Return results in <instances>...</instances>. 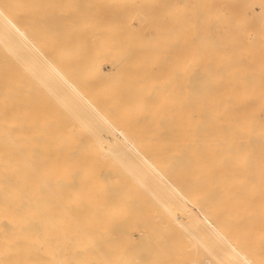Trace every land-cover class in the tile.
Segmentation results:
<instances>
[{
    "label": "bare ground",
    "instance_id": "obj_1",
    "mask_svg": "<svg viewBox=\"0 0 264 264\" xmlns=\"http://www.w3.org/2000/svg\"><path fill=\"white\" fill-rule=\"evenodd\" d=\"M1 1L0 264H46L55 259L37 256L102 250L97 239L115 231L101 228V213L113 212L103 209L145 204L154 205L162 219L179 218L185 233L218 236L227 229L242 238L245 250L264 251V92L258 90L264 89V73L254 77L264 68L229 59L224 51L218 61L203 59L213 48L187 47L186 66L180 67L188 75L177 73L186 70L173 59L167 67L173 65L180 77L167 75L163 81L155 71L149 74L163 81L160 85L171 80L169 100L154 89L158 80L146 82L144 72L145 77L125 74L129 83H123L116 66L125 62L124 54L121 61L104 63L98 48L81 59L82 45L68 54L66 43H39L34 27L25 25L26 14L14 12L17 20L12 15L10 7L18 1L12 6ZM19 1L13 8L30 10ZM65 54L75 60L66 64ZM139 61L142 68L148 63ZM158 62L159 68L165 65ZM126 230L121 229L128 235Z\"/></svg>",
    "mask_w": 264,
    "mask_h": 264
},
{
    "label": "rangeland",
    "instance_id": "obj_2",
    "mask_svg": "<svg viewBox=\"0 0 264 264\" xmlns=\"http://www.w3.org/2000/svg\"><path fill=\"white\" fill-rule=\"evenodd\" d=\"M10 1L12 3L9 4V6L10 5L12 6L14 4L15 5L20 4L21 2L19 0H16L18 1V3H16L15 0H8V1L5 0L6 3ZM22 1H25L26 3L25 4L22 2L25 5L24 7H26L27 5V7H30L31 11H33L34 9L35 12L34 11H33L34 13L31 12L29 8H23V10L25 9L28 10L29 12L21 10L22 8L18 6L13 8L15 6L14 5L10 7L12 8V11L14 10L12 15L13 16L15 15V19L17 20L16 17L19 14L18 13L19 11L20 14L21 12H24L22 15L26 14L24 15L23 19L25 18V20L30 21V23L28 22L27 24V22L24 21L22 17H20V21L22 20L21 23L23 21L26 22V24L25 23L24 24L29 26V28L34 27L33 29H35L36 31L34 30L32 35L36 37V40L42 38L41 40H38L39 43H43L46 46L59 45V47L60 45H62L63 47V45L66 43L64 45L65 46L64 48L68 46V48L70 49V50L67 49L69 50V52H67L68 54L73 50L76 51L74 48L78 49L80 45H82L80 47L81 49L80 52L82 53L80 54L81 56H79L81 59L88 58L86 52L87 53L90 52L89 55L90 54L93 55L92 53L96 52L97 51L96 48H98L99 50L102 51L103 55L105 56L104 63L106 62L110 63L111 62L109 61L110 58H111L110 60L113 61L117 59L118 60L120 59L121 61L122 58L118 56H120V54L121 55L124 54L123 55V58L125 57L124 61L126 63L128 62L129 65L123 61H122L123 63L121 62L120 63L122 65L123 64H126V66L128 65V68L125 65H123L120 67L121 68L123 67L124 70L123 69L119 70L120 68L119 65H121L120 63L117 64L116 66L117 68L115 67L116 74L118 73L117 75L119 77L121 75L122 78H125L123 81L124 84L125 82L129 83V81H127L129 79L127 78V76L129 77V75L133 74V78H135V75H138L136 73H139L140 75L143 72L147 74L146 78L149 77L146 80V82L148 80H150L149 82H153L157 76L158 78L160 77L159 79L163 80L164 78H166L167 75L176 76L177 73L179 74L183 73V75L184 74L188 75L186 67L185 69L184 68L182 69L181 67L183 65L186 66V64L185 63L182 64V62L184 61V55L186 49L188 50L187 47H189L190 49L194 45H196L194 47L210 46L211 48H213V50L211 51L213 55L204 56L203 59L211 58L218 61L219 60L218 53L224 51L226 52V54H228L227 58L229 59H233V60L242 59V60L254 61L260 67L264 68V0H202V1L201 0H34V1L22 0ZM139 1H142L143 4ZM9 6L7 7L9 8ZM17 7L20 9H18ZM35 7L37 8V10H35ZM63 10H65V12ZM16 11L18 12L14 14V12ZM196 11L198 12L199 16L197 15ZM54 13L56 14V16ZM34 14L37 16H35ZM81 15H83V18ZM26 16H29V18ZM41 16L45 20L43 19L42 21H40V19L42 18ZM31 17H33L34 21L33 19H31ZM37 18L40 19L38 20ZM35 19L38 21L36 22ZM67 19L69 20V22ZM18 22H19V17H18ZM33 22L34 23L36 22V24H34ZM38 28H40L39 30L42 34H40ZM50 28L52 29L53 32L50 31L51 30ZM65 32L68 35V37L66 35L67 38L65 37ZM92 32H94V34ZM50 34L52 37L50 36ZM29 35L31 37V34ZM42 35L43 37H41ZM62 36L63 38H61ZM69 36L71 39L69 38ZM53 39H55V41H53ZM61 39L62 40L64 39V41H62ZM66 40H68L67 41L68 43L65 42ZM45 41H47V43ZM76 42H78V44H76ZM109 45L111 46L109 47ZM57 47L58 46H56V48ZM86 47L87 49L85 50ZM112 47L113 49H111ZM120 47H122L121 50ZM126 47L128 49H126ZM168 47H171V49ZM104 48H106L107 51L106 49L104 50ZM115 50L118 51L116 52ZM122 50L125 51V53ZM133 52L135 53L134 55ZM169 54L171 55L174 54L175 56L174 55L169 56ZM67 55L65 57V62H69L70 60L72 61L71 58L74 57ZM114 55L117 56L115 57ZM159 55L161 56V58H159L160 57ZM163 55L166 57H164ZM156 56H159L158 60H160V62H163V65L165 64L164 66L160 65V62L158 63L162 67L159 68V66L155 65V61H158ZM69 58L70 60H68ZM92 58L93 57H91V59ZM171 59L175 60V61H171L172 64L181 62L180 64L182 65L179 64V68L182 71L183 70L186 71L179 72L180 70L176 69L177 73H175L172 64H171L172 65L171 69L169 68L170 62L168 61ZM139 60L148 63H146L147 64L146 65L143 62H141L145 65L144 66L142 64L143 65L142 68V66L139 67L140 66ZM70 63L72 62L66 64H70ZM153 65H155V67ZM156 66L159 69H157ZM138 67H139L138 70L139 72L136 70ZM152 67L156 68L157 71L151 69ZM140 68H142L143 71L140 70ZM128 70H131L132 72ZM154 71L155 74H157L155 78L149 75V74L155 75ZM163 71L164 74H162ZM119 72L121 74H119ZM113 73H115V70L113 71ZM263 73L264 72L262 73L258 72L253 74L254 77H259ZM125 74L127 76H125ZM177 76L180 77V75ZM138 77L136 76V78ZM136 80L137 79L135 80L133 79V81ZM163 81L158 80L159 83L156 81L157 83L154 89L156 88L158 92L160 93L162 92L165 95L168 94L167 95L168 98L169 94L173 91L172 89L171 91L169 87H173V85L172 83H169L171 81L170 79H168L169 82L165 80L166 85L164 84L160 85V83H163ZM132 82H130L131 86L133 83H135ZM149 82L147 83L148 86L146 88H144L146 85L144 87L142 86L144 90L150 88L151 84ZM143 83H145V81ZM154 83L155 82H153V84ZM169 84H171L172 86ZM158 85H160L159 87L161 89L157 87ZM131 86H129V88ZM162 87H168L167 90L169 93H167V90H165L166 88L162 89ZM181 88L182 86L178 90L183 91L184 89ZM253 90H256V88L253 87ZM258 90L264 92V89L262 88ZM169 97H170L169 100L174 99L171 98V96ZM149 206L148 204H145L143 206L141 205V207L129 206L128 208L127 206L114 207V208L106 206L103 209V211L112 210L113 212L110 214L104 212L101 213L100 226L101 228L103 227L107 229L111 228L110 231H114V230L115 231L113 232V235L112 234L106 235L105 238L97 239V243L103 247L102 250L79 249L74 253L67 254L66 251H63V253L56 256L41 255V256H37V258L55 259L46 264H239V262L241 264H254L255 260H259L260 264L261 262L264 263V251L253 252L252 250L247 249L249 251L247 252V250H245L246 246L243 247L240 245L241 242H244L242 238L238 237V239L237 238L235 239V236H233V234L230 233L229 230L227 229L221 230L218 236L214 234L196 235L193 233H185L181 229V227L184 226V223L181 222L179 218L174 217L172 218L171 221L168 220V217L167 219L164 218L162 219L158 215L159 214L158 212L156 213L154 212L156 207H154V205L151 207V204ZM125 208H127V210H125ZM146 211H150L151 214ZM176 211L179 212L181 211V209H176ZM141 212L142 214L144 213V215L141 214V217H136V215L140 216ZM199 222H201V224L203 225L205 223L203 222V220H199ZM203 225L201 227V225L199 224L200 229H204ZM218 227L219 226H216L217 229ZM124 228H127V230L129 229L131 233L128 230L129 231L128 235L124 234L121 231V229ZM109 238H111V240ZM238 240L240 241V243ZM77 242L79 243V240H77ZM246 242L248 241L246 240ZM238 244L240 246H238ZM236 250L239 253H242L240 254L241 256H239L238 252H235ZM232 251L234 253H232ZM242 255H243V259L244 260L246 259L245 261H247V263L246 262L243 263L242 261L243 259H240L242 258ZM235 256H237V258ZM238 259H240V261H238Z\"/></svg>",
    "mask_w": 264,
    "mask_h": 264
}]
</instances>
